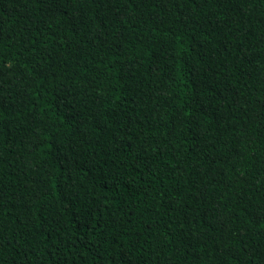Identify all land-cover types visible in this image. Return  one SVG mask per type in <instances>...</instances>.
Segmentation results:
<instances>
[{
  "label": "trees",
  "instance_id": "trees-1",
  "mask_svg": "<svg viewBox=\"0 0 264 264\" xmlns=\"http://www.w3.org/2000/svg\"><path fill=\"white\" fill-rule=\"evenodd\" d=\"M0 264H264V0H0Z\"/></svg>",
  "mask_w": 264,
  "mask_h": 264
}]
</instances>
